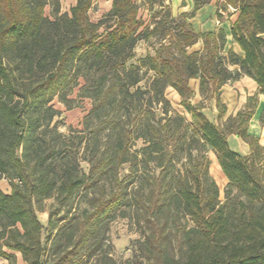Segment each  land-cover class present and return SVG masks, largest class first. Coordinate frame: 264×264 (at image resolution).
I'll return each mask as SVG.
<instances>
[{
    "label": "trees",
    "instance_id": "16d2710c",
    "mask_svg": "<svg viewBox=\"0 0 264 264\" xmlns=\"http://www.w3.org/2000/svg\"><path fill=\"white\" fill-rule=\"evenodd\" d=\"M221 2L238 13L230 33L239 53L230 47L224 54L222 28L197 34L180 26L178 38H172L165 24L169 15L140 31L133 0H112L97 21L87 15L93 0H76L69 14L53 21L43 15L44 1L0 0V178L10 186L7 193L0 188V257L15 264L11 250L25 264H84L82 255H91L96 244L91 239L106 221L127 215L140 224L141 209L148 229L144 240L157 254L152 264H264V148L251 143L248 134L254 110L246 102L217 126L201 112L202 100L191 102L196 94L191 79L198 81L201 97L213 95L220 117L219 89L235 76L250 77L264 96V0ZM201 3L195 1L194 11ZM108 19L112 24L106 25ZM160 29L159 40L167 38L168 46L162 42L154 56L127 64L137 40ZM198 39L202 49L188 52ZM26 43L37 52L28 70L32 74L37 68L43 75L19 87L7 58L17 46L25 61L30 55ZM143 67L154 71L146 88L137 85ZM78 77L84 78V93L93 103L84 128L64 136L52 124L58 111L49 102L54 96L64 100L63 90L77 84ZM168 86L178 93L189 124L184 115L170 112L164 93ZM228 134L249 139L250 152L230 148ZM134 140L142 146L132 150ZM80 147L88 153L87 172L78 164ZM208 148L227 179L224 200L208 172ZM106 181L109 195L89 200L90 208L83 210L68 241L60 252L55 250L54 240L66 224H58L62 218L54 213H67L82 188L105 186ZM49 197L56 206L44 225L37 203ZM180 219L191 224L181 225ZM168 223H173L172 236L183 247V258L168 257L158 246L169 234Z\"/></svg>",
    "mask_w": 264,
    "mask_h": 264
},
{
    "label": "rangeland",
    "instance_id": "374dc122",
    "mask_svg": "<svg viewBox=\"0 0 264 264\" xmlns=\"http://www.w3.org/2000/svg\"><path fill=\"white\" fill-rule=\"evenodd\" d=\"M19 1L21 0H15L16 3ZM27 1H31L35 4L38 2L40 3V1H44V5L42 7L43 15L50 21H53L65 13L69 14L70 7L75 4L76 0ZM94 1L87 12V15L89 16L90 20L97 21L101 16H103V14L107 12L104 11V3H106V0H100L101 5L94 3ZM133 1L138 7L137 16L142 20V26L139 29L140 31L146 27L151 29L157 20L164 18L165 15H169V17H167L165 20V24L170 26V34L172 35V38L174 37L175 39L178 38L177 34L179 32L178 30L180 26L184 27L186 30L190 29L194 33L199 34L211 28L212 26H215L216 28L221 24L223 29L228 32L230 30V24L233 20V14L236 13V11L230 7L224 9L221 0ZM195 1L202 3L194 11ZM110 24H112V19H108L106 22V25ZM160 32H162V29H160L158 33L138 39L133 49L134 56L127 60V64H137L139 59L143 58L147 54L154 56L157 51H160V43L162 44V42L166 43V45H163L164 48H166L168 46V39L166 38L160 42L159 39L162 35ZM262 36L264 37V32ZM25 46H27V52H30L29 57H27L25 61L19 57L17 46L9 50L7 58L8 62L14 68L16 76L18 77L17 82L19 87L26 86L27 84L38 80L43 75V72L37 68L34 69L32 74L28 70V63L30 62V59H32V61L34 60L33 58L36 57L37 52L31 51V46L29 43H26ZM202 46V40L198 39L193 45L187 48V51L192 52L195 50H201ZM231 46L235 48L231 42V39L227 38L223 51L224 54ZM230 68L234 70L235 66H231ZM140 74L141 79L137 85L141 88H146L154 75V71L143 67L140 70ZM84 84V78L78 77L77 84L74 85L71 83L63 90L65 94L64 100H61L58 96H54L49 102V104L58 111V113L53 116L52 124H55L57 129L62 134H64V136H68L69 134L74 136L79 130L84 128V116L88 113L93 103L92 97L84 93ZM189 84L190 87L196 91L195 96L191 98V102L195 104L199 100H202L203 107L201 112H203L204 115L217 126H221L229 115H234L239 109L244 108L246 102H249V108H253L254 113L249 120L248 134L253 136L250 137L252 139L251 143L258 144L264 148V96L259 93L256 83L250 77L244 75L235 76L233 79L228 80L220 87L219 96L224 109V114L221 117L218 116L219 111L216 107L213 95L209 97L206 93L203 94L204 97H201V95L197 92L198 81L196 79H191ZM209 87L208 90L212 91V88ZM164 93L171 105L170 112H178L184 115L189 124L190 115L180 104V97L178 93L170 86L165 89ZM249 96H254V99L248 101ZM156 112L160 114L159 110H156ZM113 138H115V133L111 135V144L113 143ZM248 140L249 139H242L234 134L227 135L229 147L243 155L248 154L252 147L249 145ZM140 146H142V142L140 140H134L131 143L132 150L138 149ZM204 152L208 160V172L218 186V198L220 200H224L227 179L223 176L219 169L220 166L219 163H217L218 160L214 151L208 148L207 150L205 149ZM87 157L88 153H85L84 148L80 147L78 154V164L79 167L85 172H87L89 168ZM213 162L215 164H213ZM261 163L264 169V160H262ZM124 171L128 172L127 170ZM144 186L145 188H143L141 192L146 194L148 191L146 183ZM0 188L6 193L9 192L10 186L6 178H0ZM110 192L111 184L109 181L105 182V186L97 184L87 189L82 188L76 196L74 206L67 213H54L56 218H62L61 221L59 220L58 224H66L61 235L54 240L57 246L55 250L60 252L63 248V245L68 241V235L75 227L76 221L78 219L81 220V217L84 214L83 210L85 208H90L89 200L91 198H100L102 196L107 197ZM232 195L235 197V190L231 193V196ZM55 206L56 200L54 197L44 198L39 201V203H37L38 215L44 225L47 224L49 211L54 210L53 208ZM141 211V209L138 210L140 215V224L135 223V221L127 215H116L114 218L106 221L97 232V237H93V239H91V242H96L94 248L90 249L89 251L92 252L91 255H82L81 259L83 260V263L152 264L156 259L157 254H153L149 251L148 244L144 240V236L146 237L148 229L144 227V223L142 221L143 215ZM126 212L129 213V209ZM179 222L181 225L191 224L190 222H185L184 219H180ZM172 226L173 223L167 224V231L169 234H167L164 239L159 241L158 246L160 247L161 251L167 253L168 257L174 256L175 258H183L184 249L181 244L173 239V229H171L173 228ZM76 232H78L77 229ZM53 235L55 236V231L52 232L50 240L54 238ZM156 246L157 245L154 244L152 245V247L155 248L154 250L157 252ZM7 252L15 254V264H25L19 252L11 250H7ZM0 264H9V262L5 258L0 257Z\"/></svg>",
    "mask_w": 264,
    "mask_h": 264
},
{
    "label": "crops",
    "instance_id": "0c3cea01",
    "mask_svg": "<svg viewBox=\"0 0 264 264\" xmlns=\"http://www.w3.org/2000/svg\"><path fill=\"white\" fill-rule=\"evenodd\" d=\"M94 1V0H93ZM111 2H112V0H106V3H104V11H108L109 10V8H110V6H111ZM94 3H97V4H100V0H95L94 1ZM101 5V4H100ZM237 11H236V13H234L233 14V20L236 18V16H237ZM232 20V21H233ZM231 25V24H230ZM217 28H222L223 29V27H222V25L220 24V25H218L216 28H215V26H212L211 28H209V29H207V30H205V31H214L215 29H217ZM224 30V29H223ZM224 32H225V37H226V39L227 38H230L231 39V42H232V44L234 45V47L235 48H233L232 46V48H233V50L235 51V52H240V49H239V46L235 43V42H233L232 41V37H231V33H230V30L228 31V32H226L225 30H224ZM263 34V33H262ZM230 48V47H229ZM233 66H235V65H233ZM235 68H237V66H235Z\"/></svg>",
    "mask_w": 264,
    "mask_h": 264
},
{
    "label": "bare ground",
    "instance_id": "6f19581e",
    "mask_svg": "<svg viewBox=\"0 0 264 264\" xmlns=\"http://www.w3.org/2000/svg\"><path fill=\"white\" fill-rule=\"evenodd\" d=\"M213 164H215L214 162H213ZM212 165V164H211ZM215 168V167H214ZM220 169V168H219ZM215 170H216V168H215ZM217 172H218V170H217ZM220 174V173H219ZM222 176V175H221Z\"/></svg>",
    "mask_w": 264,
    "mask_h": 264
},
{
    "label": "built area",
    "instance_id": "2783aa9c",
    "mask_svg": "<svg viewBox=\"0 0 264 264\" xmlns=\"http://www.w3.org/2000/svg\"><path fill=\"white\" fill-rule=\"evenodd\" d=\"M231 9L235 10V8L230 7Z\"/></svg>",
    "mask_w": 264,
    "mask_h": 264
}]
</instances>
